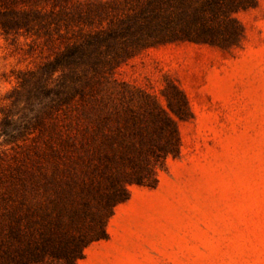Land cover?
I'll use <instances>...</instances> for the list:
<instances>
[{
  "label": "trees",
  "instance_id": "16d2710c",
  "mask_svg": "<svg viewBox=\"0 0 264 264\" xmlns=\"http://www.w3.org/2000/svg\"><path fill=\"white\" fill-rule=\"evenodd\" d=\"M29 1L0 0L2 34L59 43L52 58L22 74L11 93L14 106L25 97L22 117L4 112L2 131L13 137V131H28L42 116L76 103L88 110L87 123L68 134L63 146L61 141L48 148L51 172L34 181L31 198L21 196L8 214L0 264H78L91 243L107 236L108 221L128 200L130 186L156 185L157 169L179 153L178 121L191 116L174 83L164 91L165 104L143 90L99 101V84L151 47L239 45L244 31L235 14L257 0H97L64 7L52 0L47 11L38 7L40 0Z\"/></svg>",
  "mask_w": 264,
  "mask_h": 264
},
{
  "label": "rangeland",
  "instance_id": "374dc122",
  "mask_svg": "<svg viewBox=\"0 0 264 264\" xmlns=\"http://www.w3.org/2000/svg\"><path fill=\"white\" fill-rule=\"evenodd\" d=\"M87 1L97 0H62V7ZM37 2L51 8L52 0ZM235 17L244 31L235 47H151L99 84V101L143 90L165 104L164 91L174 83L191 112L178 121L177 156L157 169L154 187L130 186L128 200L108 221L107 235L171 237L180 257L203 264H264V0ZM58 43L0 31V240L11 209L21 196L30 199L31 184L51 172L48 148L61 141L63 146L68 134L87 123L88 110L76 103L42 116L28 131L11 129L13 137L2 131L4 112L11 111L14 120L22 117L25 97L14 106L11 94L22 74L52 58Z\"/></svg>",
  "mask_w": 264,
  "mask_h": 264
},
{
  "label": "crops",
  "instance_id": "0c3cea01",
  "mask_svg": "<svg viewBox=\"0 0 264 264\" xmlns=\"http://www.w3.org/2000/svg\"><path fill=\"white\" fill-rule=\"evenodd\" d=\"M160 235L114 236L91 243L80 264H203L180 257L177 241Z\"/></svg>",
  "mask_w": 264,
  "mask_h": 264
}]
</instances>
